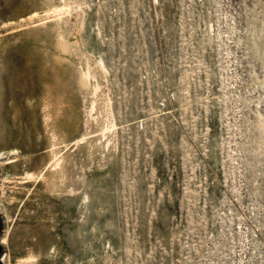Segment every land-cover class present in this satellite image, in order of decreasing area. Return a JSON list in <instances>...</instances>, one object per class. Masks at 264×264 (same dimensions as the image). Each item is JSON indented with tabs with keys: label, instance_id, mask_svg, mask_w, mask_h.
Wrapping results in <instances>:
<instances>
[{
	"label": "rangeland",
	"instance_id": "obj_1",
	"mask_svg": "<svg viewBox=\"0 0 264 264\" xmlns=\"http://www.w3.org/2000/svg\"><path fill=\"white\" fill-rule=\"evenodd\" d=\"M11 147L9 264H264V0H0Z\"/></svg>",
	"mask_w": 264,
	"mask_h": 264
},
{
	"label": "bare ground",
	"instance_id": "obj_2",
	"mask_svg": "<svg viewBox=\"0 0 264 264\" xmlns=\"http://www.w3.org/2000/svg\"><path fill=\"white\" fill-rule=\"evenodd\" d=\"M67 9H68V5H67V3L66 2H64L63 4H62V6L61 7H57V8H54L53 9V15L52 16H54V18H61V14H63V13H65L66 11H67ZM32 16V15H31ZM50 17V16H49ZM46 18V17H45ZM4 55H6V56H9V59H11V46H9L8 47V49H7V51H6V53L4 54ZM103 66V65H102ZM105 67H102L101 69H104ZM84 74H85V78L87 79V80H89V82L91 83L92 81L91 80H94L95 81V76H94V72L93 71H91L90 69H87L86 68V70L84 71ZM3 86H4V88L6 89V90H9V89H12L13 88V86H15V84H14V82H12V81H5L4 83H3ZM93 90L95 89V88H97V83H96V81L93 83ZM98 89V88H97ZM93 102V101H92ZM92 105H93V103H91ZM107 106H109L108 104H106ZM90 108H92V106L90 107ZM93 109V108H92ZM12 110V106H6L5 105V107H4V117H5V121H4V123L6 124L7 123V125H8V130H7V132L8 133H10L11 132V128L9 127L10 126V124H11V120H10V118H8L7 116H6V113H8L9 111H11ZM45 119H47V115H45ZM115 128V123L114 122H111V123H109V124H107V125H105L104 126V128L102 129L103 130V132H102V136H104L105 135V131L106 130H108V131H111L112 129H114ZM51 137L52 138H58V140L60 139V134L57 132V130H55L53 127H52V129H51ZM59 142V141H58ZM58 142H56V143H58ZM61 142V141H60ZM106 142H107V139H106ZM105 142V143H106ZM109 142V141H108ZM55 142L53 143V144H56ZM105 143H104V145H105ZM4 152H6V154H4ZM15 149L14 148H8L7 149V151H2V148L0 149V167H4L5 165H7V164H10V163H12V162H14L15 161ZM60 152V150H58V151H56L55 153H54V157H55V160L53 161V163L51 164V167H53L54 169L55 168H58V167H60L61 165H62V162L65 160V156H63V155H61V156H58V153ZM1 169H3V168H1ZM16 176V174L14 173V172H12V173H10V174H8L6 177H4V178H7V181L8 180H12L13 178H16L15 177ZM20 178H23V177H20ZM24 178H26V179H28L29 178V175H28V173H27V175H25L24 176ZM9 181V182H10ZM26 180H24V181H22V183L23 182H25ZM1 234V236H0V244L2 245V246H4L6 243H7V232H6V230H2V232L0 233ZM3 258V264H9V256L8 255H6L5 257H2ZM27 260H28V258L27 259H25V264H26V262H27Z\"/></svg>",
	"mask_w": 264,
	"mask_h": 264
},
{
	"label": "water",
	"instance_id": "obj_3",
	"mask_svg": "<svg viewBox=\"0 0 264 264\" xmlns=\"http://www.w3.org/2000/svg\"><path fill=\"white\" fill-rule=\"evenodd\" d=\"M0 226H1V222H0ZM0 264H3L2 251L0 252Z\"/></svg>",
	"mask_w": 264,
	"mask_h": 264
}]
</instances>
